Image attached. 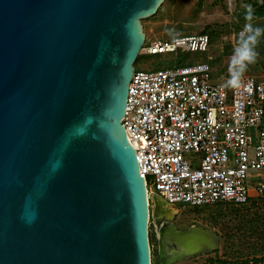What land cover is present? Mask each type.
Masks as SVG:
<instances>
[{"label":"water","instance_id":"water-1","mask_svg":"<svg viewBox=\"0 0 264 264\" xmlns=\"http://www.w3.org/2000/svg\"><path fill=\"white\" fill-rule=\"evenodd\" d=\"M166 0H0V264H151L122 119L142 22ZM159 264L215 253L152 194Z\"/></svg>","mask_w":264,"mask_h":264},{"label":"built area","instance_id":"built-area-1","mask_svg":"<svg viewBox=\"0 0 264 264\" xmlns=\"http://www.w3.org/2000/svg\"><path fill=\"white\" fill-rule=\"evenodd\" d=\"M146 40L145 56L208 52V34ZM211 60V57L208 58ZM210 62L135 69L122 123L152 194L174 207L246 206L264 198V76L239 88Z\"/></svg>","mask_w":264,"mask_h":264},{"label":"rangeland","instance_id":"rangeland-1","mask_svg":"<svg viewBox=\"0 0 264 264\" xmlns=\"http://www.w3.org/2000/svg\"><path fill=\"white\" fill-rule=\"evenodd\" d=\"M262 0H166L153 18L142 22L146 40H172L198 35L209 28L212 43L208 52H179L145 56L139 54L136 69L159 70L210 62L215 77L226 82L229 61L246 23L264 28V16L246 19L252 4ZM253 11V10H252ZM258 57L244 76H264V36L257 45ZM211 57V60L208 58ZM173 222L181 229L194 225L213 230L220 237L218 250L176 264H264V198L254 197L246 206L217 205L174 207ZM162 224L150 212L149 240L151 264H159L157 231ZM257 260V261H256Z\"/></svg>","mask_w":264,"mask_h":264},{"label":"clouds","instance_id":"clouds-1","mask_svg":"<svg viewBox=\"0 0 264 264\" xmlns=\"http://www.w3.org/2000/svg\"><path fill=\"white\" fill-rule=\"evenodd\" d=\"M261 36H264V28L254 26L250 22L245 24L238 37L237 46L230 57L226 87L236 89L241 86L242 78L248 67L257 60L258 52L256 49ZM174 42L178 43L175 37Z\"/></svg>","mask_w":264,"mask_h":264},{"label":"trees","instance_id":"trees-1","mask_svg":"<svg viewBox=\"0 0 264 264\" xmlns=\"http://www.w3.org/2000/svg\"><path fill=\"white\" fill-rule=\"evenodd\" d=\"M252 6H253V9H252L253 11L251 10V11L248 12V14H249L248 15V19L253 20V19H256L257 17L264 16V0H262V3L261 4H259L258 1H256V2H254L252 4ZM201 34H208L209 35V34H213V32L211 33L209 31V28H206V29H204L201 32ZM137 62H138V58L136 60V63Z\"/></svg>","mask_w":264,"mask_h":264},{"label":"flooded vegetation","instance_id":"flooded-vegetation-1","mask_svg":"<svg viewBox=\"0 0 264 264\" xmlns=\"http://www.w3.org/2000/svg\"><path fill=\"white\" fill-rule=\"evenodd\" d=\"M161 221H163V220H161Z\"/></svg>","mask_w":264,"mask_h":264},{"label":"bare ground","instance_id":"bare-ground-1","mask_svg":"<svg viewBox=\"0 0 264 264\" xmlns=\"http://www.w3.org/2000/svg\"><path fill=\"white\" fill-rule=\"evenodd\" d=\"M174 209V208H173Z\"/></svg>","mask_w":264,"mask_h":264}]
</instances>
